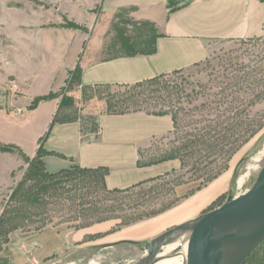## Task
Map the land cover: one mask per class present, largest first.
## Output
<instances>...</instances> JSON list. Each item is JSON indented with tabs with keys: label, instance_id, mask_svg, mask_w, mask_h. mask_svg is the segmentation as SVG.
Returning <instances> with one entry per match:
<instances>
[{
	"label": "rangeland",
	"instance_id": "obj_1",
	"mask_svg": "<svg viewBox=\"0 0 264 264\" xmlns=\"http://www.w3.org/2000/svg\"><path fill=\"white\" fill-rule=\"evenodd\" d=\"M114 5L113 0H0V145L13 147L9 143L18 140L31 144L25 139L38 124L33 126L37 115L31 117L25 112V118L15 117V108L25 105L24 92L8 89L10 82L17 80L12 73L16 65L17 36L26 32L64 34L54 39L50 34L40 33L34 46L19 55L21 79L33 78L25 92L31 96L45 92L48 74L60 62L56 47L59 44L67 47L72 42L69 54L67 52L61 61L64 64L53 84L57 85L47 95L36 98L50 95L51 99L60 98V101L62 96L73 99L71 111L88 127L85 122L92 118L89 103L76 99L77 89H82L78 88L74 74L80 68L73 67V62L69 64L80 46L77 36L87 35L83 44L86 50L97 45L109 26L108 35L113 33V37L107 36L106 44L118 48L113 47L106 57H115L124 53L115 41V26L132 39L137 51L145 50L142 42L150 35L148 27L129 17L130 9L119 11L109 24L111 16L107 14ZM74 36L77 38L73 41ZM48 48L54 50L50 52L55 55L52 58ZM208 52L206 60L169 78L182 90L173 101L174 130L152 140L140 151V160L147 162L177 150L179 169L167 177L115 193H108L109 189L100 187L96 180L58 182L52 198L40 195L44 203L29 206L23 221H17L18 229L0 235V264H14L15 252L27 264H134L143 256L145 243L177 226L170 225L156 234L141 236L144 231H155L159 216L229 172H232L230 187L217 193L200 214L220 207L229 193L236 196L251 187L264 164V34L247 40L213 42ZM60 81L63 84L58 86ZM129 89L115 87L110 92L120 94L118 96L143 92ZM99 91L104 94V90ZM235 109L239 142L233 145L234 151L228 152L232 149L228 142L223 144L222 151L195 152L192 146L182 150L195 143L199 134L210 130L213 134L216 125L220 126L219 135L226 136L225 128L232 124L230 118ZM14 149L0 152V219L11 193L29 169L26 159H32L20 154L17 147ZM203 156L206 159H202ZM241 176L244 181L238 186ZM50 232L56 234L55 239L49 237ZM132 233L140 235L136 245L126 242L112 248L103 247L116 239H126ZM260 256L258 251L243 264H258Z\"/></svg>",
	"mask_w": 264,
	"mask_h": 264
},
{
	"label": "crops",
	"instance_id": "obj_2",
	"mask_svg": "<svg viewBox=\"0 0 264 264\" xmlns=\"http://www.w3.org/2000/svg\"><path fill=\"white\" fill-rule=\"evenodd\" d=\"M184 1L183 7L169 12L167 0H113L115 5L107 14L111 16L109 24L119 11L130 9L129 17L133 21L153 24L157 34L155 52L150 55L137 53L133 56L106 57L113 47L118 48L116 45L106 44L107 36L113 37V33L108 35L109 26L99 37L97 45L86 50L83 44L87 35L77 36L80 39V46L71 56L69 64L73 62L71 64L73 67L80 68L78 88L96 85L131 86L157 75L170 74L198 65L207 59L208 47L213 42L247 40L264 34V1ZM40 33L50 34L54 39L64 34L54 31H34L17 36V44L14 47L16 65L12 69L17 80L10 82L8 89L11 92L16 90L24 92L25 105L22 104L20 107L24 108L31 117L37 115L33 126H36L37 122L38 124L30 137L25 139L31 144L18 140L10 142L9 145L17 147L24 155L33 158L42 139L43 149L49 153L43 158L48 173H58L72 166L88 169L106 168L108 174L105 176V186L109 190H125L149 180L164 178L166 174L179 169L180 163L177 159L138 166L141 149L152 140L162 138L174 130L173 119L167 114L151 115L144 112L107 114L104 104L96 98H91L83 101L89 103L90 111H88L95 118L94 126L91 128L90 124L85 127L80 119L69 123L52 124L60 98L41 101L34 109L28 110L27 106H30L36 97L47 95L57 85L53 84L60 67L64 64L62 59L67 52L69 54L70 46L73 44L70 42L67 47L65 44L56 47L60 62L49 72L45 92L31 96L25 92V87L33 83V78L29 77L24 81L21 79L18 59L20 54H25L26 48L30 49L34 46ZM77 37L74 36L73 41ZM50 52L54 50L48 48L50 58L55 56ZM62 84L60 81L58 86ZM76 99L82 100L81 90L77 89ZM25 112L17 118H25ZM225 175L179 206L159 216L155 231L148 233L147 230L140 235L156 234L158 230L167 226L178 225L198 216L217 193L230 187L232 172ZM55 235L50 232L49 237L55 239ZM140 235L132 233L125 237L126 239H116L113 242L139 243L136 239L140 238ZM13 256L14 264H27L17 252Z\"/></svg>",
	"mask_w": 264,
	"mask_h": 264
},
{
	"label": "trees",
	"instance_id": "obj_3",
	"mask_svg": "<svg viewBox=\"0 0 264 264\" xmlns=\"http://www.w3.org/2000/svg\"><path fill=\"white\" fill-rule=\"evenodd\" d=\"M183 4H185L184 0H167V8L169 12L183 7ZM140 25L148 27L150 31V35L146 37L144 42H142L146 48L145 50L140 51L135 50L134 42L131 38L123 35L124 33L119 30L118 27H114V30L116 31L115 41L118 43L117 45H119L124 51V56H133L137 53L150 55L155 52V40L157 38V34L153 24L149 22H141ZM179 72L180 71H174L170 74L157 75L152 79L136 83L131 86H83L81 88V99L83 101H87L88 99L96 98L98 101H101L104 104L105 112L107 114H126L136 112H144L151 115L167 114L172 117L175 127L176 117L173 112V101L174 97H179V94L182 92V90L177 84H174L172 80H169V78L176 76ZM79 77L80 70L77 69L74 74V79L76 82H79ZM115 87H122L124 89L130 88L129 91L131 92L135 91L136 89H142L143 92L140 91L138 94L129 93L124 96H118L120 94L110 92L112 91L111 89ZM100 89L104 90V94L100 93ZM51 98L52 96L50 95L42 98H35L29 106L30 110L34 109L41 101H47ZM73 108L74 100L67 96H62L52 124L77 121L79 117L76 115V113L72 112ZM236 117L237 115L235 109L234 115L230 118V120L233 121L232 124H230L228 128H225L227 129L226 136L222 137L219 135L220 132H218V130L220 126L216 125L215 128H213V134L211 133V130L206 132L204 135L199 134V139L196 140L195 143H190V145L184 146L182 150L186 151L190 146H192V148L195 147V152L202 151V153H204L205 150L208 149L220 150L223 147V144L228 142L230 144V148H232L228 150V152L234 151L233 145L239 142L237 139L239 133H237L235 123ZM90 120L92 123H90ZM94 121L95 118L92 117L89 118L85 123L90 124L92 126L91 128H93ZM41 141L42 139L40 140L36 155L32 159H26V162L29 164V169L26 171L23 181L16 185L10 195L9 204L0 219V235H6L8 232L18 229L20 225L17 224V221H23V218L26 217L25 215L28 212L27 208L29 206L35 207L44 203V201L40 199V195H45L49 198H52L55 193L54 185H56L58 182L59 184H62L68 180H96L95 182L100 185V187H106L105 176L108 174V170L106 168L88 169L81 168L79 166H72L69 169L62 170L58 173H48L45 170L43 158L49 153L43 149ZM15 149L14 146L11 147L0 145V152H11ZM222 150L223 149L220 151ZM18 152L23 154L19 149ZM23 155L22 157L25 159ZM200 156V154H197L198 158H200ZM175 159L179 160V153L177 150H171L156 160L147 162L139 160L138 166L151 165ZM202 159H206V156H203ZM171 173H174V171ZM171 173L166 174V177ZM142 184L143 183H140L136 186H141ZM108 191V193H115L120 192L121 190L112 189ZM258 251L261 252L258 264H264V240L257 252L253 253L254 256L258 253ZM254 256H251L249 259L253 258Z\"/></svg>",
	"mask_w": 264,
	"mask_h": 264
},
{
	"label": "water",
	"instance_id": "obj_4",
	"mask_svg": "<svg viewBox=\"0 0 264 264\" xmlns=\"http://www.w3.org/2000/svg\"><path fill=\"white\" fill-rule=\"evenodd\" d=\"M263 240L264 164L247 191L236 196L229 193L220 207L172 227L145 243L143 256L134 264H154L163 247L174 243L178 246L172 254L182 256L183 264H243ZM126 242L137 244L118 241L103 247L112 248Z\"/></svg>",
	"mask_w": 264,
	"mask_h": 264
},
{
	"label": "bare ground",
	"instance_id": "obj_5",
	"mask_svg": "<svg viewBox=\"0 0 264 264\" xmlns=\"http://www.w3.org/2000/svg\"><path fill=\"white\" fill-rule=\"evenodd\" d=\"M264 152V151H263ZM243 178L240 177L237 181L238 186L243 183ZM244 186V185H243ZM242 187V186H241ZM177 242H179V238L176 239ZM178 244L174 243L172 245L164 246L162 249V252L157 256V261L154 264H183V258L182 256L178 254H172L177 249ZM186 248H184L185 252ZM172 254V255H171Z\"/></svg>",
	"mask_w": 264,
	"mask_h": 264
},
{
	"label": "built area",
	"instance_id": "obj_6",
	"mask_svg": "<svg viewBox=\"0 0 264 264\" xmlns=\"http://www.w3.org/2000/svg\"><path fill=\"white\" fill-rule=\"evenodd\" d=\"M24 109L23 108H18L14 111L15 117H19L23 113ZM25 112V111H24Z\"/></svg>",
	"mask_w": 264,
	"mask_h": 264
}]
</instances>
